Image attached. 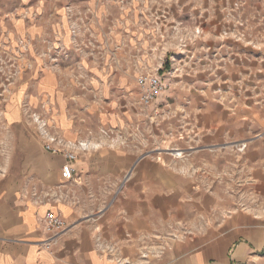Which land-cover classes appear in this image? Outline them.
<instances>
[{
	"label": "rangeland",
	"instance_id": "374dc122",
	"mask_svg": "<svg viewBox=\"0 0 264 264\" xmlns=\"http://www.w3.org/2000/svg\"><path fill=\"white\" fill-rule=\"evenodd\" d=\"M141 74L166 82L150 104ZM5 128L134 142L154 158L153 258L200 235L264 264V0H0V164L16 171Z\"/></svg>",
	"mask_w": 264,
	"mask_h": 264
},
{
	"label": "crops",
	"instance_id": "0c3cea01",
	"mask_svg": "<svg viewBox=\"0 0 264 264\" xmlns=\"http://www.w3.org/2000/svg\"><path fill=\"white\" fill-rule=\"evenodd\" d=\"M5 129L21 151V168L0 164V264H236L245 253L243 243L231 255L222 240L194 235L171 238V250L153 258L154 158L136 156L134 142L75 135L86 128ZM48 137L63 151L48 150ZM66 151L76 154L72 179L61 174ZM48 212L67 223L58 235L44 229Z\"/></svg>",
	"mask_w": 264,
	"mask_h": 264
},
{
	"label": "built area",
	"instance_id": "2783aa9c",
	"mask_svg": "<svg viewBox=\"0 0 264 264\" xmlns=\"http://www.w3.org/2000/svg\"><path fill=\"white\" fill-rule=\"evenodd\" d=\"M137 84L140 87V101L144 104L153 102L166 88V82L163 78L155 74H141L137 78ZM46 148L54 153L60 152L62 149L53 146L50 142H46ZM67 161L63 164L61 174L64 179H72L75 169L71 160L76 158L74 152H66ZM67 223L62 216L48 212L44 218V229L52 236L58 235L65 230ZM49 247L50 244L47 243Z\"/></svg>",
	"mask_w": 264,
	"mask_h": 264
}]
</instances>
